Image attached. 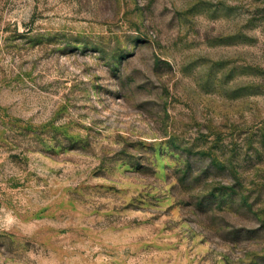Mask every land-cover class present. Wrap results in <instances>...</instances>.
Wrapping results in <instances>:
<instances>
[{
    "label": "rangeland",
    "instance_id": "rangeland-1",
    "mask_svg": "<svg viewBox=\"0 0 264 264\" xmlns=\"http://www.w3.org/2000/svg\"><path fill=\"white\" fill-rule=\"evenodd\" d=\"M0 264H264V0H0Z\"/></svg>",
    "mask_w": 264,
    "mask_h": 264
}]
</instances>
